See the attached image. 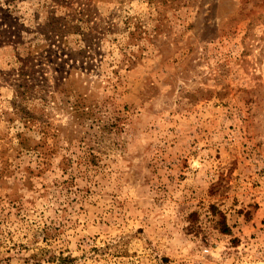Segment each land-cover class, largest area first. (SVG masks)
<instances>
[{
    "label": "rangeland",
    "instance_id": "obj_1",
    "mask_svg": "<svg viewBox=\"0 0 264 264\" xmlns=\"http://www.w3.org/2000/svg\"><path fill=\"white\" fill-rule=\"evenodd\" d=\"M0 264H264V0H0Z\"/></svg>",
    "mask_w": 264,
    "mask_h": 264
},
{
    "label": "trees",
    "instance_id": "obj_2",
    "mask_svg": "<svg viewBox=\"0 0 264 264\" xmlns=\"http://www.w3.org/2000/svg\"><path fill=\"white\" fill-rule=\"evenodd\" d=\"M58 34L60 36H62L63 34H65V31L64 30H60L58 32ZM79 54H84V55H89V54H85V49L83 50H80V52L78 51ZM73 104H72V107L74 109H77L79 107H82L80 102H79V99L76 98V99H73ZM33 257H37V258H43L45 260H48V261H52V260H59L60 262H69L71 261L73 258L70 254H63L62 251H59V253L57 254L53 249H50V248H47V247H42L38 250V252H35L33 254Z\"/></svg>",
    "mask_w": 264,
    "mask_h": 264
},
{
    "label": "built area",
    "instance_id": "obj_3",
    "mask_svg": "<svg viewBox=\"0 0 264 264\" xmlns=\"http://www.w3.org/2000/svg\"><path fill=\"white\" fill-rule=\"evenodd\" d=\"M214 251V250H213Z\"/></svg>",
    "mask_w": 264,
    "mask_h": 264
}]
</instances>
